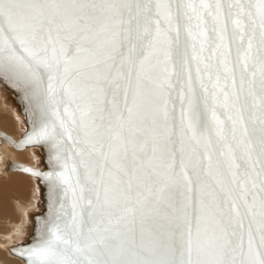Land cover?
I'll use <instances>...</instances> for the list:
<instances>
[{
  "label": "snow or ice",
  "instance_id": "snow-or-ice-1",
  "mask_svg": "<svg viewBox=\"0 0 264 264\" xmlns=\"http://www.w3.org/2000/svg\"><path fill=\"white\" fill-rule=\"evenodd\" d=\"M0 78L47 151L25 264H264V0H0Z\"/></svg>",
  "mask_w": 264,
  "mask_h": 264
},
{
  "label": "bare ground",
  "instance_id": "bare-ground-1",
  "mask_svg": "<svg viewBox=\"0 0 264 264\" xmlns=\"http://www.w3.org/2000/svg\"><path fill=\"white\" fill-rule=\"evenodd\" d=\"M0 92H1V90H0ZM0 99H1L0 100L1 101V103H0V127H1L0 130H2L5 134H7L8 136H10L14 140H16L22 131L20 118L16 115L14 108L10 104H8L5 101V99H3V96L1 93H0ZM16 123L20 128V133H19L17 138H14L12 135L7 133V131L13 130L12 132H14V129H16V126H17ZM6 145L11 146V145H8L6 142H3L1 144L0 168L4 164L5 158L8 157L7 154H10V150ZM26 150H29L28 152L30 154L28 152H26ZM20 151L21 152H18L17 154L12 152V157H14L17 160H19V159L24 160L27 158L28 162L31 161V157H32V163L31 164L25 163V164L33 165L34 162L36 161V157L34 155L35 150L33 148H26V149H23V151L22 150H20ZM17 160H12V161H17ZM17 162H20V161H17ZM15 172H17V171H15ZM26 176L30 177L29 175H26ZM32 180H33L34 185H35V181L33 178H32ZM23 183H25V184L23 185ZM28 194L29 193H28V189H27L26 180L24 178L20 177L19 174L18 175L16 174V176L11 175L9 177V181H8L7 185H5V183L0 184V222H1L0 227L3 228V231H0V238L2 237V239H5V238L7 239L10 236L14 235L13 232H15V234L17 232H18V234H20V231H21V235L19 236L18 240H15V238H13V239L11 238L9 240L8 244H5V245L3 244L4 246L12 245L15 241L19 242L20 240L23 239L24 235L27 233V230L29 227L28 221H27V215L29 213H31L32 211H35V209H36V203H37L36 202V199H37V196H36L37 195V187H36V185H35V193L33 196L34 200L32 202L29 201ZM16 196H18V197H16ZM25 204H29V205H25ZM15 208L18 212V213L16 212L18 214L17 219H15L11 215L12 211ZM23 215H25L24 218H23ZM9 218H11V220ZM2 222H4V225L2 224ZM18 234H16V235H18ZM3 235H5L4 236L5 238H3ZM13 257H15V256H13ZM15 258H17V257H15ZM17 259H19V258H17ZM22 264H23V262H22Z\"/></svg>",
  "mask_w": 264,
  "mask_h": 264
},
{
  "label": "water",
  "instance_id": "water-1",
  "mask_svg": "<svg viewBox=\"0 0 264 264\" xmlns=\"http://www.w3.org/2000/svg\"><path fill=\"white\" fill-rule=\"evenodd\" d=\"M0 90L1 94L3 96V99L10 104L14 110L16 115L20 118L21 126H22V131L19 135V137L14 140L7 134H5L2 130H0V149H1V144L3 142H6L8 145H11L15 150H23L26 148H33L35 150V157L36 161L34 162L33 165H28L22 162H17V161H12L8 157L5 158L4 164L0 168V173H6L8 171H19L17 169V165L23 166V167H30L36 170H44L45 165L47 162V151L44 149H41L38 146H26L23 148H17L15 145L20 143L25 134L31 129V124H30V106H29V101L25 96V93L22 89L17 88L13 86L9 82H5L2 78H0ZM7 138V139H5ZM11 141V143H9ZM43 160V163H42ZM22 172V171H19ZM24 173V172H22ZM28 175L27 173H24ZM30 176V175H29ZM31 178L34 179L35 185L37 187V199H36V209L35 211H32L27 215V221H28V230L27 233L24 235L23 239L18 241H15L12 245L4 246V248L8 251L10 255H13L17 258H19L23 264H25L24 259H22L19 255H17L13 249L19 248L21 245L24 244H32L36 242V239L38 237V232L37 229L40 225V222L44 220L47 215V190L46 188L37 180L36 177L30 176Z\"/></svg>",
  "mask_w": 264,
  "mask_h": 264
},
{
  "label": "rangeland",
  "instance_id": "rangeland-1",
  "mask_svg": "<svg viewBox=\"0 0 264 264\" xmlns=\"http://www.w3.org/2000/svg\"><path fill=\"white\" fill-rule=\"evenodd\" d=\"M1 100V99H0ZM0 103H1V101H0ZM16 125H17V123H16ZM1 128V127H0ZM7 131V130H6ZM13 130H9V131H7V133H9L10 135H12L14 138H17L18 137V135H19V133H20V128H19V126L17 125L16 126V129H14V132H12ZM7 146V145H6ZM8 148H9V150H10V154H7L8 155V158L9 159H11V160H17V159H15L14 157H12V152H14L15 154H17L18 152H21V151H17V150H15V149H13L11 146H7ZM23 151V150H22ZM29 150H26V152H28ZM29 153V152H28ZM30 154V153H29ZM17 161H20V162H23V163H29V164H31L32 163V157H31V161H29L28 162V160H27V158L26 159H24V160H22V159H19V160H17ZM16 174L18 175H20V177H22V178H24L25 180H26V183H27V189H28V199H29V201L30 202H32L34 199H33V196H34V193H35V185H34V182H33V180H32V178L31 177H28V176H26L25 174H23L22 172H15V171H8V172H6V173H3V174H1L0 173V184H3V183H5V185H7L8 184V181H9V177L11 176V175H15L16 176ZM25 183H23V185H24ZM16 197H18V196H16ZM25 205H29V204H25ZM28 207V206H27ZM17 212V210H16V208L12 211V213H11V215L15 218V219H17L18 218V212ZM24 216L25 215H23V218H24ZM10 220H11V218H9ZM1 223V222H0ZM2 224L4 225V222H2ZM6 228V227H5ZM0 231H3V228L2 227H0ZM13 236H10L9 238H5L4 236L5 235H3V238H5V239H2V237L0 238V264H22V262L19 260V259H17V258H15V257H13L12 255H10V254H8V252H7V250L3 247L5 244H8L9 243V240L12 238H15V240H18V238H19V236L21 235V231H20V234H18V232L16 233V234H18V235H16L15 234V232H13ZM2 241V242H1ZM4 244V245H3Z\"/></svg>",
  "mask_w": 264,
  "mask_h": 264
}]
</instances>
